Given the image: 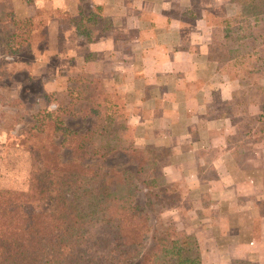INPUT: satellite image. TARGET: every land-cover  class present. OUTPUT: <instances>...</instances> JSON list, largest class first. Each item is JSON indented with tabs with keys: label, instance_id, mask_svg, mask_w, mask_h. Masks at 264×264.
<instances>
[{
	"label": "crops",
	"instance_id": "crops-1",
	"mask_svg": "<svg viewBox=\"0 0 264 264\" xmlns=\"http://www.w3.org/2000/svg\"><path fill=\"white\" fill-rule=\"evenodd\" d=\"M217 1L220 0H96L100 20H106L99 29L100 36L85 42L86 53L84 50L78 55L79 49L72 50L76 57L70 54L64 74L59 76L58 68L54 71L57 79L63 76L71 80L77 72L74 68L90 82L100 78L101 84L96 85L89 100L100 96L102 109L123 113V124L134 147L166 150L162 175L178 182L188 193L184 207L190 209V224L195 228L190 231L199 230L194 237L201 260L205 237L200 235L206 229L200 222L217 226L210 229L209 239L234 241V229L246 223L239 218L244 217L245 207L264 198V143L246 147L248 131H242L235 122L241 115L237 112H242L233 100L236 81L226 80L228 75L217 60L220 55L213 52L218 46L209 17L222 15L217 12ZM11 3L16 19L35 20L42 14L43 3L36 9L26 0ZM78 3L50 1L54 11L69 16L78 15ZM98 21L96 17L92 19L93 24ZM46 26L48 49L63 56L65 43L59 37L64 27H71L55 17ZM98 86L106 93H114L98 95ZM245 107V112L251 111ZM228 111H236L235 116ZM213 207L218 210V220L208 218L207 212ZM227 209L232 210H228V217ZM251 235L252 241L256 240L253 229ZM218 248L227 249L226 254L232 256L234 251L252 246L226 243Z\"/></svg>",
	"mask_w": 264,
	"mask_h": 264
},
{
	"label": "rangeland",
	"instance_id": "rangeland-1",
	"mask_svg": "<svg viewBox=\"0 0 264 264\" xmlns=\"http://www.w3.org/2000/svg\"><path fill=\"white\" fill-rule=\"evenodd\" d=\"M50 1L45 0L43 3V0H26L35 9L39 7L40 3H43L40 5L42 14L36 17L33 30L28 34L21 29L22 26L14 17L11 0H0V186L4 188L24 189L27 186L30 172L38 167V153L30 149L34 143V139H30L33 126L48 125L49 121L56 122L55 120L59 123V119L63 118L60 124L68 133L57 131L55 143L59 145L61 160L67 161L71 159V153L65 149V146L60 147L62 138L68 139L72 133L83 135L95 123L92 109L96 110L102 99L97 96L93 99L94 102L89 100V95L95 93L93 90L96 89V85L101 84L100 78H94L90 82V78L87 79L83 73L80 74L78 68H74V71L77 72L72 74L71 80L63 76L57 79L58 75L64 74L70 54H74L72 50L75 51L77 48L79 49L77 54H83L87 49L85 42H91L92 39L100 36L99 29L104 26L106 20H100V11L95 6L96 0H78V15L74 13L73 16L61 11H54ZM217 2L220 7L217 12L222 15L210 16L209 22L212 26L214 43L218 46L213 49V52L219 56L226 49L224 36L234 35L241 31L236 25H223L222 19L230 18L236 13L239 15L245 10L242 5L231 4L230 0ZM71 5L72 3L68 6ZM54 17L58 18L62 24L71 27H64L59 37L61 42L65 43L64 48L60 43L61 50L65 51L61 52L63 56H59L60 52L48 49L49 29L46 23ZM94 17L99 19L97 24L92 23ZM250 21V24H245L243 30L245 33L243 35L247 37L243 43H249L251 50L248 51L252 53L250 54L251 62L256 63L257 55L255 53L264 58V40L262 39L264 37V21L258 24H254L251 18ZM248 31L251 34H247ZM253 36L256 37L255 40H253ZM22 38H27V40L21 42ZM248 51L243 50L245 54H249ZM86 52L87 50H85ZM74 55L76 57V54ZM62 60H64L63 65H61ZM241 61V64L234 70H223L224 68H222V71L228 75L226 80L232 78L236 81L235 84L232 82L236 87L233 100L235 103L238 102L240 105L238 109H241L242 112H237L238 115H241L235 122L238 126L240 125L242 131L245 129L248 131L245 141H247L246 147L251 149L260 142L264 143V118H259L262 113L261 102L264 101V72L245 74L246 64L244 62L246 60L241 57ZM57 68L59 74L55 76L54 71ZM40 75H44V77L40 79ZM91 85H93V89ZM101 92H105V89L98 86L97 94L99 95ZM109 92L114 93V90H108L107 93L105 92L106 95L110 94ZM245 106L251 111L245 112ZM54 111L58 114L57 117L56 115L51 119L45 117L47 113ZM228 112L233 117L236 114V111ZM244 112L247 113V118H245ZM115 116L117 117L113 126L108 124L110 121L102 124L104 127H110L107 132L113 136V140H111L114 141L113 145L105 150H99V155L102 157H93L83 163L96 164L104 169L115 167L132 176L138 187L134 202L147 211L151 227L144 250L152 245L154 238L160 237L170 227L186 234L191 232L190 229L195 228L190 224L192 218L189 219L190 216L187 212L190 209L184 207L188 204V193L177 184L178 182H171L170 177L162 175L161 165L165 163L166 150L134 147L132 138L126 132V126L123 124V113L118 112ZM51 131L52 128L50 129L48 126L41 132L40 137L43 138L45 133L47 137H50ZM94 138H96V148L99 145L104 147V142L99 144L100 139L97 136ZM111 147L114 149L108 151ZM61 188L77 191L76 187H66L62 184ZM63 197L70 201L73 200L71 195ZM76 201L81 205L84 204L83 200L76 199ZM49 205L50 203L46 200L32 202L27 205L26 210L39 213L47 210ZM228 210L232 212L227 209V217L230 214ZM216 211L218 210L214 207L210 208L207 212L208 218L218 220L215 215ZM244 214V217L239 218H243L246 223L242 226L238 224V227L234 229V234H236L234 241L209 239L210 229L217 228V226H207L208 222H200L205 223L206 229L205 232L201 230L200 235V237H205L201 242L203 247L202 264H230L233 260L232 257L264 264V235H261V231H264V198L260 197L258 201H251L248 208L245 207ZM252 229L255 233L256 240L254 241H252ZM197 231L199 230L196 229L190 235L195 236ZM226 243L227 246L246 244L252 248L248 250L240 248L242 251H234L233 253L237 254L233 255L232 253L230 256L226 254L227 249L218 248ZM219 251L222 253L221 255L218 254ZM134 264H137V261Z\"/></svg>",
	"mask_w": 264,
	"mask_h": 264
},
{
	"label": "trees",
	"instance_id": "trees-1",
	"mask_svg": "<svg viewBox=\"0 0 264 264\" xmlns=\"http://www.w3.org/2000/svg\"><path fill=\"white\" fill-rule=\"evenodd\" d=\"M230 1L242 5L245 11L223 19L222 24L237 25L241 31L224 36L226 53L217 60L223 70L231 71L241 64L243 57L245 74H261L264 58L255 53L257 64L251 62L252 53L248 51L251 47L243 43L247 39L243 30L245 24L251 23L250 18L254 24L264 21V0ZM17 20L22 30L32 32L33 18ZM20 40L24 42L27 38ZM98 106L92 109L95 123L83 135L69 132L70 138H62L60 147L65 146L71 153L67 161L61 160L59 145L55 143L57 131L68 133L61 127L63 118L59 123L49 121L48 125L38 124L31 129L30 139L34 143L30 149L38 153V167L30 172L24 189L0 186V264H134L136 261L137 264H202L196 238L171 227L144 250L151 227L147 211L134 202L138 187L132 176L115 167L104 169L83 163L102 157L99 150L114 143L113 136L107 132L110 127L102 124L110 121L108 124L113 126L117 111L102 109V103ZM261 111L260 119L264 118V101ZM54 115L58 116L56 111L45 117L51 119ZM48 126L52 128L50 137L45 133L43 139L40 134ZM94 136L100 139L99 144L104 142V147H95ZM61 184L76 187L77 191L63 190ZM64 195H71L73 200ZM45 200L50 203L47 210L39 213L26 210L30 203ZM230 264L258 263L233 259Z\"/></svg>",
	"mask_w": 264,
	"mask_h": 264
}]
</instances>
